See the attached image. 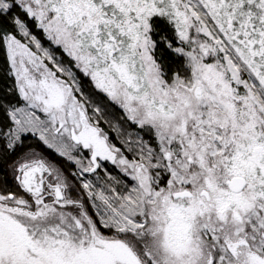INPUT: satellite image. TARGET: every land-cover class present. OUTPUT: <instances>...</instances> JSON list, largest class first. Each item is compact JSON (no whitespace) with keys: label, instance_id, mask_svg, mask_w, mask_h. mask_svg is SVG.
<instances>
[{"label":"snow or ice","instance_id":"obj_1","mask_svg":"<svg viewBox=\"0 0 264 264\" xmlns=\"http://www.w3.org/2000/svg\"><path fill=\"white\" fill-rule=\"evenodd\" d=\"M0 48V264H264V0H0Z\"/></svg>","mask_w":264,"mask_h":264},{"label":"trees","instance_id":"obj_2","mask_svg":"<svg viewBox=\"0 0 264 264\" xmlns=\"http://www.w3.org/2000/svg\"><path fill=\"white\" fill-rule=\"evenodd\" d=\"M149 23L151 25L149 35L155 41L154 47L151 50V54L161 65L162 74L167 76L171 74L172 71L178 70L183 64L182 55L174 53L172 49L168 48L165 42L160 39V37L163 35L169 40L173 41L174 44H178L179 41L176 40L174 26L166 16L160 15L159 13H154L151 17H149ZM65 61H67L66 57ZM13 82L14 76L11 73L10 65L7 62L6 51L0 48V96L8 93V90L12 88ZM108 114L112 117H121V112L119 109L111 105L108 107ZM101 126L105 127V129L109 131L113 142L119 144L116 132L109 129L108 126L103 123V121H101ZM126 126L127 125H125V127ZM104 163L105 167H108L113 172L118 171L111 164V162L105 161Z\"/></svg>","mask_w":264,"mask_h":264},{"label":"rangeland","instance_id":"obj_3","mask_svg":"<svg viewBox=\"0 0 264 264\" xmlns=\"http://www.w3.org/2000/svg\"><path fill=\"white\" fill-rule=\"evenodd\" d=\"M109 162V161H108Z\"/></svg>","mask_w":264,"mask_h":264}]
</instances>
